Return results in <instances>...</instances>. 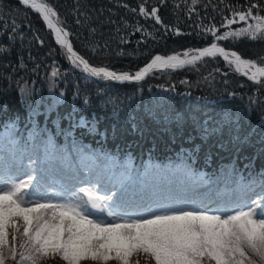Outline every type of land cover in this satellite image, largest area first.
Listing matches in <instances>:
<instances>
[{
  "label": "trees",
  "instance_id": "obj_1",
  "mask_svg": "<svg viewBox=\"0 0 264 264\" xmlns=\"http://www.w3.org/2000/svg\"><path fill=\"white\" fill-rule=\"evenodd\" d=\"M43 2L90 67L135 75L155 56L186 59L211 43L264 66V40L208 31L246 27L227 20L264 0ZM100 78L73 63L36 11L0 0V185L30 174L36 200L81 187L116 193L125 218L233 214L264 196V85L219 56L141 82Z\"/></svg>",
  "mask_w": 264,
  "mask_h": 264
},
{
  "label": "snow or ice",
  "instance_id": "obj_2",
  "mask_svg": "<svg viewBox=\"0 0 264 264\" xmlns=\"http://www.w3.org/2000/svg\"><path fill=\"white\" fill-rule=\"evenodd\" d=\"M19 3L43 18L55 33L56 43L66 48L73 63L78 61L91 76L139 81L153 67L175 69L219 56L237 73L264 85V66L236 51H226L217 43L197 50L190 59L188 52L183 53V60L176 55L155 56L135 75L90 67L73 51L70 33L58 26V14L52 7L43 0ZM139 12L149 15L143 6ZM150 15L157 24L161 23L158 9L152 8ZM237 18L247 26L222 35L214 27L208 31L216 41L264 40V6L251 4L247 11L234 12L227 26L235 24ZM35 179L29 174L27 180L13 179L0 185V264L9 260L13 264H42L57 257L64 264H130L134 255L138 257L136 264H140V256L145 257V264H264V196L233 214L179 210L125 218L120 214L119 202L113 200L116 193L101 195L93 188L71 190L56 200L32 199L37 194Z\"/></svg>",
  "mask_w": 264,
  "mask_h": 264
},
{
  "label": "rangeland",
  "instance_id": "obj_3",
  "mask_svg": "<svg viewBox=\"0 0 264 264\" xmlns=\"http://www.w3.org/2000/svg\"><path fill=\"white\" fill-rule=\"evenodd\" d=\"M198 62V61H197ZM185 67V66H184ZM176 69V68H175ZM177 69H179V68H177ZM20 224L22 223V221H18ZM11 229H9V233H11ZM11 237L9 236V239H10ZM138 259V257L137 256H133L132 258H130V260H132V261H134L135 262V264H136V260ZM10 260L9 261H7L6 262V264H10ZM139 262H140V264H145V257H143V256H140L139 257ZM88 262H85V264H87ZM42 264H64V262L62 261V260H60L58 257L57 258H55V259H47L44 263H42ZM110 264H115V262H110Z\"/></svg>",
  "mask_w": 264,
  "mask_h": 264
},
{
  "label": "water",
  "instance_id": "obj_4",
  "mask_svg": "<svg viewBox=\"0 0 264 264\" xmlns=\"http://www.w3.org/2000/svg\"><path fill=\"white\" fill-rule=\"evenodd\" d=\"M59 27H61V28H63L60 24L58 25ZM64 29V28H63ZM65 30V29H64ZM66 31V30H65ZM68 40H69V42H70V38L68 37ZM71 43V42H70ZM73 51L78 55V56H80V57H82L80 54H78L74 49H73ZM227 51V50H226ZM229 52H231V51H229ZM191 57H188V59H190ZM180 59H182L183 60V58H180ZM184 66H186V65H180V66H177L176 67V69L177 68H182V67H184ZM154 70H161V69H159V68H157V67H153L152 69H150L149 71H148V73L143 77V79H141V81L142 80H144L149 74H150V72H152V71H154ZM95 78H97L98 80H100V81H103V79H101L100 77H95ZM114 82H116L115 80H113ZM126 82H130V83H133V82H136V81H126Z\"/></svg>",
  "mask_w": 264,
  "mask_h": 264
},
{
  "label": "bare ground",
  "instance_id": "obj_5",
  "mask_svg": "<svg viewBox=\"0 0 264 264\" xmlns=\"http://www.w3.org/2000/svg\"><path fill=\"white\" fill-rule=\"evenodd\" d=\"M165 58H167V57H165ZM152 62V61H151ZM183 68V67H182ZM154 71H157V70H154ZM154 71H152V72H154ZM152 72H150V73H152ZM143 81V80H142ZM136 82H141V80H139V81H136ZM130 83V82H129ZM134 83V82H133ZM87 264H92V262H88Z\"/></svg>",
  "mask_w": 264,
  "mask_h": 264
}]
</instances>
